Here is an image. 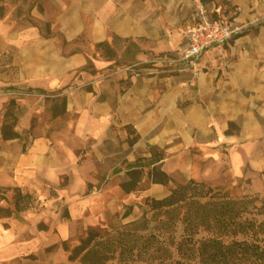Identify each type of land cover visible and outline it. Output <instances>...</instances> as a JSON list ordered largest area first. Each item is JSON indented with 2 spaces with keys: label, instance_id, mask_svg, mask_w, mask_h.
Instances as JSON below:
<instances>
[{
  "label": "crops",
  "instance_id": "1",
  "mask_svg": "<svg viewBox=\"0 0 264 264\" xmlns=\"http://www.w3.org/2000/svg\"><path fill=\"white\" fill-rule=\"evenodd\" d=\"M40 2L0 18V188L39 198L55 190L75 219L96 199L104 208L118 200L112 183L143 158L181 182L264 174V0ZM199 3L245 30L206 50L198 76L147 64L186 46ZM134 63L150 72L124 69ZM8 106L19 111L13 124ZM92 183L103 192L91 195ZM34 217L0 214L2 260L39 245Z\"/></svg>",
  "mask_w": 264,
  "mask_h": 264
},
{
  "label": "trees",
  "instance_id": "2",
  "mask_svg": "<svg viewBox=\"0 0 264 264\" xmlns=\"http://www.w3.org/2000/svg\"><path fill=\"white\" fill-rule=\"evenodd\" d=\"M7 1L0 0V18L7 14ZM14 136L21 137L17 132ZM154 172V182L170 181L165 171ZM122 187L131 191L126 183ZM8 190L16 193V211L25 210L21 203L31 194L18 187L0 188V202ZM146 202L148 212L117 230H89L71 259L79 258L78 264H108L115 259L119 264H264V196L233 198L219 187L190 180ZM12 213L0 209L2 216ZM180 225L183 233L176 243ZM172 247L191 262L173 261Z\"/></svg>",
  "mask_w": 264,
  "mask_h": 264
},
{
  "label": "rangeland",
  "instance_id": "3",
  "mask_svg": "<svg viewBox=\"0 0 264 264\" xmlns=\"http://www.w3.org/2000/svg\"><path fill=\"white\" fill-rule=\"evenodd\" d=\"M41 0H8L6 2V13H12L25 16L29 15L36 7L40 9ZM16 107L8 106L6 117L9 124L16 121V115L19 113ZM26 138L28 136H25ZM28 142L25 143V146ZM155 157L143 158L139 160L138 166L133 168L122 181L112 183V187L119 190L116 194L118 200L109 202L105 208L102 203L96 199L93 202V208L86 212L84 217L69 218L70 213L67 205L58 197L55 190H52L50 197L39 198L31 194L30 198L22 201L25 210L16 211V193L13 190L6 192V199L0 202L1 207L11 209L10 217H18L22 214L34 215L37 228L43 230V236L38 237L39 245L28 252L18 253L16 256H10L8 259H1L0 264H78L77 260H72L71 257L75 254L76 247L87 236V232L91 229H96L101 232L106 230H117L123 225L140 218L143 213L148 212L149 206L146 200L149 198H162L165 192L151 190L154 182L155 169L162 170L160 165L153 163ZM138 172L137 177L134 176ZM166 172V171H165ZM167 173V172H166ZM168 174V173H167ZM169 175V174H168ZM170 177L167 183H158L167 186L170 190L181 182L180 179L175 180ZM128 184L131 191H122L119 185ZM213 187H219L224 192H227L231 197L252 196L258 194L264 196V174H254L248 179L241 181H232L228 179L222 186H217L212 183H205ZM103 185L89 184L88 192L94 196L103 192ZM122 192V193H121ZM129 216L125 217V214ZM69 214V215H68ZM150 214V213H149ZM7 217V216H3ZM175 234L176 243H179L182 237V226L180 225ZM31 235V234H29ZM206 234L200 235L201 237ZM32 235L28 239H32ZM173 251V261L181 260L184 263H190V257L183 255L182 251H178L176 247L171 248ZM108 264H119L118 259L110 261Z\"/></svg>",
  "mask_w": 264,
  "mask_h": 264
},
{
  "label": "built area",
  "instance_id": "4",
  "mask_svg": "<svg viewBox=\"0 0 264 264\" xmlns=\"http://www.w3.org/2000/svg\"><path fill=\"white\" fill-rule=\"evenodd\" d=\"M195 14L196 24L189 25L184 36L187 39L186 46L174 56H159L156 59L146 62L167 68V72H189L195 76L202 72L200 67L201 59L206 50L212 47H223L229 43L236 34L245 30L246 25L240 24L236 17L224 22L214 21L209 17L208 11L203 3H199ZM262 19H255L254 22H261ZM145 63H134L124 69L133 72L137 77L149 73Z\"/></svg>",
  "mask_w": 264,
  "mask_h": 264
}]
</instances>
